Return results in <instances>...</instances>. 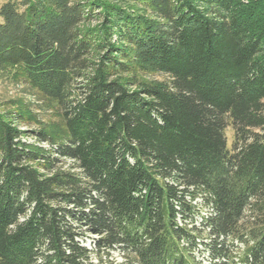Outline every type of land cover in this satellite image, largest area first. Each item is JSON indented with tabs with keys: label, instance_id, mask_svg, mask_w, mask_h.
<instances>
[{
	"label": "trees",
	"instance_id": "trees-1",
	"mask_svg": "<svg viewBox=\"0 0 264 264\" xmlns=\"http://www.w3.org/2000/svg\"><path fill=\"white\" fill-rule=\"evenodd\" d=\"M236 1L2 3L0 80L59 122L46 148L0 108V264H264V6Z\"/></svg>",
	"mask_w": 264,
	"mask_h": 264
},
{
	"label": "rangeland",
	"instance_id": "rangeland-1",
	"mask_svg": "<svg viewBox=\"0 0 264 264\" xmlns=\"http://www.w3.org/2000/svg\"><path fill=\"white\" fill-rule=\"evenodd\" d=\"M6 0H0V6ZM133 4V3H130ZM264 6V0H237L236 6L237 8H257V6ZM135 6V5H133ZM136 7V6H135ZM140 7V6H139ZM259 7V6H258ZM264 10V7L262 8ZM100 11V10H98ZM257 16V21L259 23V27L264 25V11ZM1 19V18H0ZM103 22L102 16H94L92 19L88 20L85 23V26H93L96 24H100ZM99 50H94V60H97V56ZM143 78L145 80H163L166 78L164 74L160 73H148L144 74ZM0 108L3 112L12 111L13 114H16L15 111L22 108L23 110H27L28 112L36 118V122L32 124H22L20 125V129L24 130L26 133L23 135L22 140L29 142L40 144L43 147L48 148L49 144L45 141H38L36 137V131L42 126H53L57 127V122H59L58 114L56 111L52 109L50 103L40 99L37 95H35L29 88L28 85L22 82L21 80L15 78L14 76L5 77L4 79L0 80ZM51 124V125H50ZM227 135L229 141L233 139V129L231 127L227 130ZM70 161H66V166L69 164ZM195 204L198 205L200 208L199 213H196L195 219L200 222V219L203 215L209 214L211 208L209 206H205L203 202V197L199 196L195 201ZM188 220H191L189 218ZM92 235L86 236L83 239H80L83 244H86L88 247H93L92 242ZM237 244V241L235 242ZM202 246L199 247L200 250H196V258L202 264H208L209 262V254L202 253ZM110 260H113L115 263L124 264L125 256H123L122 252L118 249L115 250L110 257ZM237 262V261H236Z\"/></svg>",
	"mask_w": 264,
	"mask_h": 264
}]
</instances>
